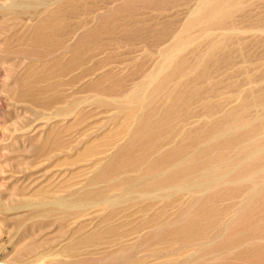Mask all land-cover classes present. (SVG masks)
<instances>
[{
    "label": "rangeland",
    "instance_id": "374dc122",
    "mask_svg": "<svg viewBox=\"0 0 264 264\" xmlns=\"http://www.w3.org/2000/svg\"><path fill=\"white\" fill-rule=\"evenodd\" d=\"M0 264H264V0H0Z\"/></svg>",
    "mask_w": 264,
    "mask_h": 264
}]
</instances>
